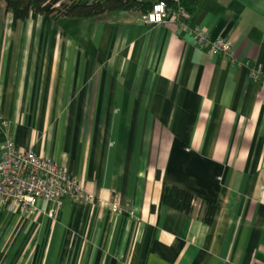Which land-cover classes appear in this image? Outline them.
<instances>
[{"label": "crops", "instance_id": "0c3cea01", "mask_svg": "<svg viewBox=\"0 0 264 264\" xmlns=\"http://www.w3.org/2000/svg\"><path fill=\"white\" fill-rule=\"evenodd\" d=\"M197 2L180 23L233 59L139 12L14 24L0 3V149L11 137L94 199L54 217L0 202V264H264V78L249 76L264 69V0ZM171 187L191 214L164 204Z\"/></svg>", "mask_w": 264, "mask_h": 264}, {"label": "built area", "instance_id": "2783aa9c", "mask_svg": "<svg viewBox=\"0 0 264 264\" xmlns=\"http://www.w3.org/2000/svg\"><path fill=\"white\" fill-rule=\"evenodd\" d=\"M167 1L178 4L176 10L169 9ZM180 17H188L187 12L180 6V0H161L153 5L150 13L142 16L141 21L147 25H163L175 23L182 26L185 32L192 35L197 47L207 49L208 55L233 59L231 42L225 39L212 40L203 29H189L180 23ZM252 80L264 78L261 66L250 69ZM0 116V121H2ZM81 183L70 177L69 173L55 161L39 157L32 151L19 149L11 137L6 138L0 149V202L13 205L25 212L36 211L42 202L52 203L54 210L59 211L67 199L85 198L89 202L93 197L84 195ZM111 207L118 212L119 203L114 198Z\"/></svg>", "mask_w": 264, "mask_h": 264}, {"label": "trees", "instance_id": "16d2710c", "mask_svg": "<svg viewBox=\"0 0 264 264\" xmlns=\"http://www.w3.org/2000/svg\"><path fill=\"white\" fill-rule=\"evenodd\" d=\"M4 4V12L11 14L14 24L30 18L42 16L51 19H71L79 21L103 20L107 17L128 12H139L142 16L151 12L153 5L142 0H0ZM169 9L176 10L178 4L167 1ZM180 6L188 15L198 9L197 0H180ZM164 204L179 213L191 214L194 210L195 199L192 194L182 189H168ZM211 208L204 214L203 220L210 222Z\"/></svg>", "mask_w": 264, "mask_h": 264}, {"label": "rangeland", "instance_id": "374dc122", "mask_svg": "<svg viewBox=\"0 0 264 264\" xmlns=\"http://www.w3.org/2000/svg\"><path fill=\"white\" fill-rule=\"evenodd\" d=\"M86 2H91V1H94V0H85Z\"/></svg>", "mask_w": 264, "mask_h": 264}]
</instances>
